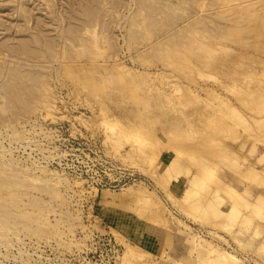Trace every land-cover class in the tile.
Listing matches in <instances>:
<instances>
[{"label": "rangeland", "instance_id": "374dc122", "mask_svg": "<svg viewBox=\"0 0 264 264\" xmlns=\"http://www.w3.org/2000/svg\"><path fill=\"white\" fill-rule=\"evenodd\" d=\"M199 1L0 0V128L3 122L19 128L29 121L51 133L53 138L38 139L49 168L64 174L54 181L58 195L22 188L12 222L23 243L9 247L11 258H2V264H22L27 258L22 249L29 253V264H77L72 259L83 255L93 233L117 243L119 264L128 263L122 258L127 241L148 255L134 264H175L186 254V264H212L203 248L208 246L236 255L241 264H264V125L255 122L264 119V0ZM149 3L156 8L147 12ZM151 16L156 22L148 20ZM133 18L138 19L135 25ZM45 85L48 107L15 116L21 100H33L32 94ZM58 110L70 117L57 116ZM104 118L118 122L132 139L118 141L119 133L113 136ZM58 121L98 141L102 155L134 181L118 190L95 189L60 169L64 152L53 145V131L45 128ZM139 133L144 147L133 138ZM32 149L31 154L37 152ZM180 151L187 157L179 160ZM153 152L176 168L172 175L165 176ZM212 172L222 184L243 192L245 203L209 207L208 192L190 204L185 194L191 178ZM212 184L213 190L220 189ZM128 189L154 191L168 222L151 223L157 219L148 214L141 219L134 202L121 196ZM2 196L8 198L5 191ZM30 197L41 209L28 205ZM19 212L34 220L16 218ZM23 222L45 232L34 236Z\"/></svg>", "mask_w": 264, "mask_h": 264}, {"label": "bare ground", "instance_id": "6f19581e", "mask_svg": "<svg viewBox=\"0 0 264 264\" xmlns=\"http://www.w3.org/2000/svg\"><path fill=\"white\" fill-rule=\"evenodd\" d=\"M183 1L184 2H181V3L184 4L186 2V0H183ZM201 1H199V3ZM150 4L151 3L146 4L148 6V8H147V6H145L148 9L147 12L150 11V8H154V6H155V5H153L154 3H152V5L150 7L149 6ZM146 8L145 9L143 8L144 9V12H146L145 11ZM155 8H156V6H155ZM204 10H203V12H205ZM140 11H142V9ZM153 11H154V9H153ZM153 11L151 10V12H152L151 15H153ZM144 12L142 11V14L141 15H144L143 14ZM135 13H133L134 16L136 18H138L139 17L138 15L140 14V12L138 11L139 14H137V13L135 14ZM132 15H130V16H132ZM146 16L148 17L149 15L146 14ZM146 16L144 15L143 17H146ZM200 16L202 17V15H200ZM143 17H141L142 20H143ZM151 18L153 19V17L151 16V17L148 18V20L150 21ZM204 18H206V17H204ZM138 19H136V20H138ZM199 19H202V18H199ZM136 20L134 19V22L133 21H130V22L134 23V25H135L136 24ZM140 20L141 19H139V21ZM144 20L147 22L146 19H144ZM153 20H151V21H153ZM203 20H204L203 22H205V19H203ZM139 21H137V22H139ZM211 21L214 23L213 19ZM130 22H129V27H131ZM199 22H200V20H199ZM141 23H138L139 26L142 25V24L145 26L144 23H142V24ZM165 23L167 25V22H165ZM200 23H202V22H200ZM197 24H199V23H197ZM88 26H86L84 28V31H89L90 28ZM147 26H148V24L146 23V26L145 27L147 28ZM149 26H153V27H149V28H154L155 25L149 23ZM141 27H142V30L146 29V28L143 29V26H141ZM141 27L139 28V30L141 29ZM159 27H161V26H159ZM93 28H94V26H93ZM133 28L134 27L132 26V30H133ZM147 29L145 31H147ZM161 29L163 30V28H159V29H156V30L159 31ZM153 30H151V31L152 32H156V33L158 32V31H155V29H153ZM182 30H184V27H183V29H181V31ZM128 31H130V30H128ZM139 32H141V31H139ZM141 33H144V31H142ZM147 33L150 34V31L149 32L147 31ZM156 33H154V36H155ZM129 34H130V32H129ZM131 34H133V33H131ZM134 35H133V37H135ZM150 35L152 36L153 34H150ZM156 35H158V33ZM147 36H149V35H147ZM176 36L174 37V39L171 38L173 40V42H174L175 38H177ZM131 37H132V35H130V38ZM140 37L142 38V36H140ZM147 39H149V38L147 37ZM147 39H146V41L145 40L144 41L147 42L148 41ZM130 40H129L130 43H134V41H135L134 38L133 39L131 38ZM176 40H175L174 45H176V43H177ZM152 43L155 44V42H152ZM168 43H170V42L168 41ZM163 45H160V47L161 46L163 47ZM84 46H85V44H82L81 45V47H84ZM156 46H159V45H156ZM149 47L147 46V47H144V48L146 50V48L149 49ZM153 47H154V45H153ZM174 47H175L174 48V50H175L177 48V46H174ZM154 48H152V49H154ZM166 48L172 49V48L168 47V45H167ZM174 50L172 49V51H174ZM176 50H178V49H176ZM85 51H87V50H85ZM148 52H149V50H148ZM177 52H179V51H177ZM83 53H85V52H82V55H83ZM145 53H147V50H146ZM150 53H152V52H150ZM153 53H156V52L154 51ZM175 53H176V51H175ZM11 69H13V68H10V71H11ZM15 69L20 70V69H18V67L17 68L15 67ZM13 71L14 70H12V72H11L13 74V75H11V77L14 76V74H15L14 73L15 71L14 72ZM17 72H20L21 73V71H17ZM20 76H22V75L20 74ZM25 76H26V74H25ZM26 77H25V79H26ZM29 77H30V75H29ZM29 77H28V80L30 81V79H32L33 76L30 77V78ZM12 78L14 79V77H12ZM18 80L21 81L20 79H18ZM36 80H34V81H36ZM31 81H33V80H31ZM40 81H41V79H40ZM37 83L40 84L39 82H37ZM37 83H35V84H37ZM40 86L42 87V85H40ZM41 87H40V89H41ZM45 88H47V86L44 87V90L45 91L43 89L37 91V89H36V92H34V94H32V97L34 98V99L32 98L33 100H30V101H27L29 99H27L26 101H22L21 100V102H22L20 104L21 105V107H20V110L21 111L19 110V113L20 114H15V116L22 117V116H24V114L25 115L31 114V113H34V111H36L38 109L48 107V105H47V103L45 102V99H44V97H45L46 94L43 93V92H47L48 93V89L46 90ZM35 93H36V95H35ZM53 96H55V94ZM1 109H3V108H1ZM230 110L234 111L231 108H230ZM12 114H10L11 117H12ZM232 114L233 115L236 114L235 117L237 116V113L236 112H234ZM103 115L106 117L105 114H103ZM5 117H7V116H5ZM17 117H15V118H17ZM238 117H239V115H238ZM4 120H5V118H4ZM8 120H11V118L8 119ZM25 120H27V119H25ZM104 120H105V122H104L105 125L108 126V128H109V130H110V132H111V134L113 136L115 134H118L119 133V137L117 138L118 141H121L122 139L123 140H126V141H129L130 139H132L131 134L130 133H126V131L124 130L123 126L120 125L118 122H111L108 118H104ZM240 120L242 121V123H244V125H246V123L244 122L245 120H242V119H240ZM11 121H14V120L12 119ZM7 122H9V121H7ZM23 122H24V120L21 122V124ZM255 122H256V124H257L258 127L259 126L261 127V126L264 125V119L256 120ZM3 123H5V124H3L2 128H0V176L3 178V179L0 178V249L1 248L2 249L5 248L4 250L6 252L4 254H1L2 252L0 251V264L4 263L2 261V258L5 261H7V260H9L11 258L10 251L7 250V249H9V247H11L12 245L13 246H16V245H19V244L23 243V239H21V237L18 236V232H17L18 231V228H16L17 225H15L12 222V221L15 220L13 213L18 212V210L20 208V203L19 202H20V198L22 196L21 195L22 188H26V189L32 188V189L37 190V191H41V192H44V193H47V194H51L52 196L58 195V192L59 191H57V189H56V183L54 181L55 180H62V179H60V177L61 176L62 177L64 176V174H60L59 172H56V171L51 170L49 168L48 157L42 151L44 147L42 146V143L38 139V136H40V135H42L44 138H50V137L53 138V135L51 133H48V132H44L42 130H39L40 128H35V126L33 124H31L29 121H26L23 125L19 124V125H21L19 128H14V126H12L11 123L10 124H8L6 122H3ZM28 126L30 128H27ZM263 128L264 127H262L260 130H263L264 131ZM9 130L12 131L10 133V135L8 133ZM121 132H123V134ZM4 134L6 136H4ZM133 138L136 139V140H138L140 142L139 145H141V147H144V145L146 144V142L144 140V137H143V133H139V134L133 135ZM191 138H194V137L192 136ZM4 143H7L8 146H5ZM27 148H30V152H28ZM32 148H35L37 150V152L31 154V151L33 150ZM143 149H145V148H143ZM185 153H186V151H180V152H178V154H177L178 159L181 160V159L187 157ZM227 154H229V153H227ZM227 154H224L225 155L224 157H226ZM233 154L234 155H237V153L232 152L231 155H233ZM152 155H153V157H155L156 160H158V166L161 165L163 167V168H161V166H160V169L165 170V172H166L165 173V176L172 175L173 172H175V170H176L175 167L166 166L165 163H163L164 161H163L162 157H160V153L153 152ZM234 155H233V157H234ZM227 157L229 158V156H227ZM227 157H226V160H227ZM231 161L233 162L234 160H231ZM246 161L247 160H245V158H244V162L245 163H246ZM233 163L236 164V162H233ZM165 168H167L168 170L165 169ZM34 171L39 172V174H36V173L34 174ZM50 172L53 173V175L56 174V176H58V177L53 178L52 177L53 175ZM177 172H178V170H177ZM219 177H220V175L217 172H212V173H210L208 175L207 174H200V175H198L196 177L194 176L193 178H191V181H193V183L190 186V188L187 189V193L185 194L186 197H187L186 199H190L191 200L190 201V204H193L194 205L196 203V202H194V201H196V199L198 200V198L200 196H205L209 192V201L206 202L209 205V207L218 206L220 208L222 207V208H225V209L226 208L229 209V208L234 207L233 204H237V203H241L242 204L243 201H246V198H244V196L242 194L243 192H240V191L232 188V186L229 187L230 184H222L223 181L219 180ZM244 177H246V173L244 174ZM217 181H219L222 185L219 182H217ZM211 183H214L212 185H216L215 183H217V185H220L221 187L220 186L219 187L216 186V187H218L220 189H217L216 188V189L213 190L210 187ZM70 187L71 186H69V188ZM4 191L8 194V198L7 199L6 198H3V196H2ZM121 196L122 197H125L128 200L134 202V204H135V206L137 208V211H138L136 214L137 215L139 214L140 217H141V214H142V216L148 214L150 217L157 219L155 222H154L155 219L154 220L153 219H150L152 221V222L151 221L150 222L151 223H156L157 222L156 224H158V225H163V224H165V222H168L169 219L165 216V210L166 209L164 208L163 203L159 200V198L156 196V194H155L154 191H151V190H148V189H145V190L128 189L125 192H123V194H121ZM104 197H106V196H104ZM32 198L31 197L29 198V200L27 202L28 205L29 206H32V207L39 206L38 209H41V206L37 202H35L34 200H31ZM36 201H38V200H36ZM244 203L245 202H243V204ZM256 207H259L256 210V211L259 212L260 211V208H261V205L259 204ZM18 214H19L18 216H15L16 218H19V217L20 218H23L27 222H31V221L34 220L31 215H27L26 213L19 212ZM234 218H236V216ZM141 219H144V217L143 218L141 217ZM44 221L45 220H43V223H44ZM249 224H251V223H249ZM21 226H23V229H29V231L32 234H34V236H37V233H40L41 234V233H44L45 232L43 230L42 226H40V225H38L37 227H35V226L30 225V223H24L23 222V223H21ZM51 226L53 228V225H51ZM72 226L73 225H70V228ZM48 227L50 228V225ZM50 230H53V229H50ZM12 237H14V238H12ZM120 239H124V238H121L120 237ZM36 240H38V239H36ZM123 241H126V240H123ZM126 243L127 244H124L123 245L126 248L125 251H124V256L122 255L123 256L122 258L125 259L124 261H127L128 263L134 264V262L132 263V261L134 259L140 258V260H138L137 262L141 261V259H144V256L146 255L145 254L146 251H145V253L144 252H140L139 253L138 251H136V248L137 247L132 246L131 244L128 243V241ZM203 248L207 252V255H208L207 258L209 259L208 261L209 262H212V264H214L213 261H217L218 264H241L242 263L241 260L236 255H234L232 253L225 252V251L221 252L220 249H219L220 250L219 251L217 248L215 249V248L209 247V246L207 248L206 247H203ZM22 251H23V253L25 255L24 257H27V258H24L22 261L20 260V263H22V264H29V262H28V258L30 257L29 256V253L27 251L23 250V249H22ZM199 254L200 255H198V256H201V253H199ZM146 257H148V255H146L145 258ZM188 257L189 256L186 254L181 259H177L175 261V264H186V260H187Z\"/></svg>", "mask_w": 264, "mask_h": 264}, {"label": "built area", "instance_id": "2783aa9c", "mask_svg": "<svg viewBox=\"0 0 264 264\" xmlns=\"http://www.w3.org/2000/svg\"><path fill=\"white\" fill-rule=\"evenodd\" d=\"M58 111L57 116L70 117L66 111ZM45 128L53 131V145L59 146L64 152L60 169L83 178L87 186L95 189L118 190L131 180L130 176L124 173L116 163L102 155L98 141L75 133L66 121H58L50 126L45 125ZM50 143L51 141L47 146ZM94 234L86 242L83 255L73 258L72 261H76L77 264H119L121 253L117 243L111 237H99Z\"/></svg>", "mask_w": 264, "mask_h": 264}]
</instances>
